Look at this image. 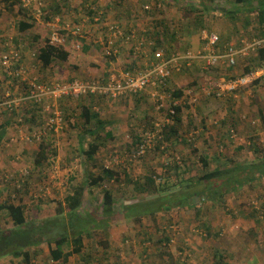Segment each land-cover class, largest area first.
<instances>
[{"label": "rangeland", "instance_id": "1", "mask_svg": "<svg viewBox=\"0 0 264 264\" xmlns=\"http://www.w3.org/2000/svg\"><path fill=\"white\" fill-rule=\"evenodd\" d=\"M22 1L23 4H21V6L24 10H21V12H18L20 7L19 5L6 8L5 4L0 2V57L7 50H11L15 47L22 49L26 56L31 53H38V50L44 45L45 41L49 40L52 30H57L61 35L67 38L64 45L71 53L68 61L58 62L59 64L64 65L63 67L66 68V71L65 73H63V71V74H61V72H59V74H53L52 72L51 75V71L49 72L43 68L41 69L46 79L52 76L51 78L59 81H64L70 78L82 80L99 79L105 76V79L103 80L104 83H107L109 76L119 74V71L128 69L127 66H129L132 70L133 68L144 67L143 58H141L140 55L136 56L133 54V46L131 44L119 41L118 44L120 45L116 54L110 56L105 54L100 40L102 37H106L108 33L106 27L107 23L110 22L119 24L121 25L123 31V27L128 29L132 28L131 26H134L136 28L132 30V34L138 36L139 30L143 28L147 22H150L154 18L166 17L168 20L172 21L181 19L186 13L185 8H181L174 4L170 5V3H168L169 0H162V3L160 4H155L156 1L153 0ZM193 1L198 0H179L178 4L187 6L190 3H194ZM56 2H67V4L66 6L63 5L62 12L54 17L51 14L53 12L52 8ZM235 3V0H217L214 3H211L210 6L211 8L215 6L221 7L217 8L219 9L217 13L221 14V10L223 9V12L226 13L224 17L229 18L231 21L225 25L227 33L231 30L232 35V38L227 41L232 42V40L236 39L241 41V37L245 40H249L251 39L250 36L254 33V31H257V22L253 14L257 16V12L259 10H256V12L251 14L249 13L250 10H246L245 5L239 6L240 19L234 22L226 12V9L229 11H235L238 8ZM147 4L151 6L149 10H152L148 12V16L144 13L146 19L141 20L139 19V12L143 10V5ZM93 8L102 11L105 19L101 18L99 21H95L93 19L94 16L88 13L90 9ZM161 10L163 12H161ZM217 13H213L211 15L214 16ZM234 13L235 16H237V12ZM49 14L50 18L46 19L45 15ZM20 19L21 21L28 19L30 22H33L34 27L24 32L20 31L18 24ZM134 20L136 22H140V24L137 26ZM212 20L213 28L215 29L221 21L218 17L217 19L212 18ZM246 20H249L251 25L248 24L247 27H244L243 22ZM78 33L79 35H77ZM202 34L203 33L196 34V39L194 38L195 42L191 41V51L197 53V51L204 48L205 41ZM133 39L134 42L132 41V43H136V37ZM75 45H80V48H74ZM27 51H30L31 53L28 54ZM27 59L35 62V59L28 57ZM246 59L247 58L239 59L238 65L230 69L219 67L209 70L204 67L203 61L199 58V60L194 64L193 62L190 65L181 63V71H175L173 76L170 78V80H172V83H170L172 85H170V87H173L174 85V87L178 88L185 87L186 91L187 89L193 90V93L190 95L187 91L188 96L185 97V99H189V107H184V113L189 112L193 116L194 120L197 122V125H195L196 127L204 121V124L206 122L207 125L210 124L211 127L216 128L217 125L214 124L215 121L221 119V116L227 115V123L229 122L230 124L228 126L227 124H224L225 128H223L220 133H216V131L212 129L208 133H205L202 137L199 136V138H196L198 134L194 136L190 134L193 133L195 129L193 132L189 130L190 127L187 126L186 123L183 127H181L183 133L181 131L180 132L181 137L187 141L188 145L179 139L174 147L172 145L168 148V150H166V152H163L162 146L160 149L157 148L158 140L162 141L161 138L164 137V134L162 133V136L158 137L156 141L154 139V143L156 144L152 150L146 152L143 156L135 158L133 154L137 145H133V135L135 133H140V129L143 128V125H146V123H149L148 127L150 129L152 128L153 121H156V123L161 126L164 122H168V118L166 116L168 107L175 104L177 101L175 100L176 102L173 103L172 96L168 92H165V85L163 86L164 88H159L161 95L165 97L164 104L161 109L154 108V102L158 101L157 97L153 96V89H148L149 94H147L145 98L149 104H140L135 110H133L134 104L130 102L127 104L130 108H128L126 104L121 106L127 107V113L125 111H121V113L134 114L135 120H133L131 129L120 130L118 133L116 132V139L106 141L109 145H107V152H103L104 147H102V150L97 153L95 160L93 161L94 163L106 166L108 165L111 168H114L120 175L119 180L112 183L106 182L108 188H111L113 191L116 203L118 204V211L115 210L116 212L114 213V219L116 221L114 222V225L117 226L114 231L115 235L111 232L110 224L109 226H105V224H107V222L104 224L106 221L105 218L102 220V216L100 217L96 214L98 212L97 208L102 204V199L100 200L99 196L96 198L89 196L90 202L85 201L80 209L82 217L75 220V211L73 214L71 212V217L73 215L72 222L74 224V230L75 228H80L79 225H83V227H87L89 225L92 234L84 236V243L86 247L80 254H74L67 262L60 260L61 262L59 264H196L199 262L139 261V259H141V250L140 252H135V247H138L139 249L142 248L145 249L146 252H150V249L152 250V248L161 245L160 240L157 239V235H153V240H151L150 236H143L141 234L142 230L147 231L144 228H151L150 220H153L157 226L163 225L169 228L171 242L168 244L166 242L164 243L166 249L167 247L173 246L180 241L185 227H189L192 239L195 236H201V231L199 229V223L201 220L198 219V216L195 217V209L185 210L184 208H179L175 210L170 208V210H166V207L175 200H184L185 202L187 198L186 194L177 193L175 195L172 192H159L150 195L151 191L145 190V188H147L150 184L148 182V178L155 180L154 184L149 185L151 189H154L155 186L159 187L161 184L164 185L167 183L166 181L172 185L178 184L179 180L175 176L166 177V175L163 174L165 171L164 167L169 165L171 159L178 160L181 165H187L186 168L190 169L191 174L188 173L187 176L190 177L191 180L189 182L179 184V187L187 188L188 186L189 189L193 188L202 192V194H200V200L199 198L196 199L197 203L200 202L202 204L198 209L201 210V207H203L202 211L206 212L205 215L203 214V219L208 221L207 225H209V228L205 227V229L210 232V236L215 234V232L218 236H221V240L219 239L217 243H215V246H218L221 251L223 249L229 250V254L226 253V251H222L224 257L249 261L252 258V254L255 255L252 248V243L255 242V249L256 253L259 254V261L261 259V261L264 260V176L261 178H258L257 176V178L253 177L250 173L251 171L248 169L256 167H250L245 170H239L238 168V170L235 171L237 167L256 165L261 159H264V123L262 122L264 119H262L263 117L258 116L259 114H264V86L254 85L260 88H252V94L249 97H247V95H243V99L246 101L248 100V102L246 104L242 102L239 104V107L236 106V102L234 105H231V103L226 101L228 100L227 96H231L235 93L231 94L230 91H225L224 96L217 97L212 94L208 95L201 90L203 86H208L209 84L212 86L215 83H218L223 76L226 77L228 74L233 75L242 73L247 62L248 65H255L252 63L254 61L253 59ZM185 66L190 69L182 71ZM55 67L58 66L56 65ZM96 67H98V69H96ZM59 70L60 67H58V71ZM38 72L41 74L40 70H38ZM38 72L36 71V74H38ZM11 89H14V91L16 90V93L19 94V91H24L25 87L23 83L9 78L0 64V96L2 97L7 90L12 92ZM241 91L239 90V92ZM128 98L131 99L132 97ZM123 101L121 102L124 103ZM254 104L255 106H252ZM29 106L30 105H23L22 108L19 107L21 109L20 112L17 110L11 112L6 110L0 114L1 119L2 115H6V112H10V118L14 121L12 124H8V128L12 129L13 136L9 137L7 135L8 137L6 140H2L0 142V167L3 163L10 164V169L8 171H4L7 167H1V171L3 173L0 171V189L5 188L0 193V202L2 200H7L8 197H12L14 199V203L19 204V200L22 197V202L25 205L30 206L27 207L26 210L28 221L30 223L35 222L36 225H42V223L49 220V218H61L59 220H63L65 222L69 219V217L63 216L66 215L65 212L59 216H54L55 214L50 212L55 211V209L61 205L60 203L58 205L50 202V207L47 208L45 203L42 201L50 194H56L58 197H60L61 194H66L68 192V188L66 190V186L63 185L65 181H71L72 179L73 182L71 184L73 185L81 183L87 176L86 166L84 165L86 157L82 155L81 148L76 145L70 155V157H74V163L69 161V164L66 165V159L64 158L59 159L60 162L58 163L57 161L59 155H54L55 149H59L58 146L63 145L62 141L69 142L71 140V136L67 135L66 131L63 136V130L66 124L64 117L65 113H62L65 122V124L64 122L62 124V129L59 127L56 131L49 130L43 138L36 139L34 135L36 131H39L43 127L48 114L44 109H42L41 115L42 118L45 117L44 122L39 123L37 119L34 120L35 117L34 119L32 118L31 121H26L28 117L26 112H30L29 118L34 113V105L32 104L31 108H29ZM78 106L79 105H76L75 107L80 112ZM232 106H234V109L237 111H233ZM151 107L153 108L152 110ZM100 110L101 113H103L104 118L109 120L112 119V104L111 106H107V109L100 108ZM117 111L119 112V109ZM233 114L236 116L232 119L230 116H234ZM240 117L242 119L241 122H239ZM20 118H22V121L19 120ZM234 122H239V126L235 125L236 123ZM2 123L3 122L1 121L0 124ZM255 124L259 127L254 128L253 126ZM16 125L17 127H15ZM232 125L234 126L232 132L229 135L224 136L223 134H228V130ZM115 126L116 125H112L113 128ZM12 127H15L16 131ZM138 129L139 132H137ZM260 132L263 133L261 134ZM51 135H55L56 137L61 136L59 138L61 141L52 143V141L55 140L51 138ZM221 137H224V139ZM189 138H191L192 141H190ZM200 138L202 142L198 140ZM42 143L48 144L50 150L49 160L47 163V160L43 163L44 166L36 167L34 161L38 157ZM207 145L209 147L206 149L209 153L206 156L208 157L207 160L210 165L208 169L213 170L218 167L224 170L229 169V172L222 178L198 182L196 177L197 171L201 174L204 172V169L200 161L201 154L195 153L194 148L195 146H201L200 151L202 153L203 151L206 152L202 148H205ZM85 147H87V144ZM253 148L258 150L255 151ZM11 149H14L16 153H14V150ZM7 150L10 152L11 157H13L12 163L7 159V153H5ZM121 151H123V155H121ZM192 152L193 155L194 153L196 155L194 158L190 157V160L188 157ZM218 152L222 153V155H218ZM214 153L217 155H215L214 159H210V156ZM170 155H174L175 157ZM81 158L84 160H81ZM145 159H148V164L145 162ZM128 161L133 163V165L130 166ZM151 161L152 164H154L153 166H150ZM126 166H130L131 174L128 175L127 184L121 186L120 180H123V178H121V174ZM69 177L72 178L69 179ZM23 182H27L29 184V194H19L16 192L19 185L23 184ZM6 183H8V186ZM172 185L169 187H172ZM173 190L175 189L170 191ZM187 191L184 193H187ZM205 191H208L207 194L211 193L208 198ZM13 199L10 201H13ZM40 199L43 200L40 201ZM62 204L64 203L62 202ZM123 204L132 205L127 207V213L132 217L125 216L123 210H119V208L123 207ZM153 209L160 210L155 218L154 216L146 214V212ZM173 213H175V218L172 217ZM136 214L142 218L136 219L134 217ZM185 215L188 216V218L184 219ZM46 216L48 217L45 218ZM126 217L131 219H127ZM97 221H101V225L99 227H93ZM64 222L62 223L64 224ZM75 222H78V225H75ZM3 225L4 229H11L15 227L8 214H6L3 218ZM205 229H203L205 231L204 234H206ZM249 229H253L255 235L248 233L247 231H249ZM65 231H68L69 238L68 243L64 245V250L67 249L66 252H69L75 248V242L71 239L75 237V234H71L73 231L70 229L69 225H66L65 227L56 226L53 229L52 234H45L43 239L47 240L58 238L60 234ZM110 235L111 237L115 236V242L113 243L117 244L114 247L116 256L112 253V256L115 257L112 261H110L109 256L111 247L108 249ZM39 237L40 236H38V238ZM202 241H204V239ZM52 243H50V246L54 247V244L52 245ZM43 245L45 246V249L42 248L43 251L40 253L36 251V247L28 248L31 253L30 262L28 263L25 262L22 257L15 258L13 256H6L0 259V264H39L38 261H52V257L50 255L51 248H49V245L47 246V244ZM180 254V260H183L182 257H184V252H181ZM128 257H130L131 260H128ZM231 263L232 261H230V263L228 261V264ZM234 264L241 263L236 261Z\"/></svg>", "mask_w": 264, "mask_h": 264}, {"label": "trees", "instance_id": "2", "mask_svg": "<svg viewBox=\"0 0 264 264\" xmlns=\"http://www.w3.org/2000/svg\"><path fill=\"white\" fill-rule=\"evenodd\" d=\"M153 1H156L155 4L162 3V0H153ZM216 1L217 0H205V2L204 0L193 1L194 3H190L192 8L185 9L186 13L182 16L181 19H178V20L176 19V20L170 21L166 17H161V18H154L150 22H147L146 25L139 30L138 36L135 35L136 43H132L133 54H134V47L136 45H142L143 48L149 51L148 56H145L142 53L140 54V57L143 58V62L147 60L148 61L153 60L154 53L160 49L164 50L166 57H171L172 55L176 53H186L188 50H190L191 43H192L191 42L192 36H194L195 34L202 33L205 30L207 31L212 30L213 28L212 18L217 19V17L212 16L210 14L214 9V7L211 8L210 4ZM0 2L4 3L6 8L19 5L20 7H19L18 12H21V10H24V8L21 6V4H23L22 0H0ZM178 2L179 0H169L168 3H170V5L171 4L178 5ZM236 3L245 5V4H250L251 0H236ZM66 4L67 2L66 3L56 2L54 7L52 8L53 12L51 15L55 17L56 15L60 14L62 12L63 5L66 6ZM149 4L143 5V10L139 12L140 14L139 19L141 20L146 19L145 14L148 16V12L152 10V9L149 10V8H151ZM261 4L264 5V1H261ZM260 7L262 8V6ZM262 9L259 11V15L255 17L256 19H259L256 21L257 22L256 29L258 31L256 38H259V39L264 38V8ZM250 11L251 12L249 13H254L256 12V9H253V10L250 9ZM97 12H101V14L99 15H101L102 19H105L104 13L102 11H99L96 8L90 9L88 13H90V15L95 16ZM161 12L163 11L161 10ZM229 15L231 16V19L234 22L240 19L239 17L237 18V16H235V13L232 11L229 13ZM0 16H1V11H0ZM45 18L49 19L50 14L45 15ZM134 22L137 26L140 24V22H136L135 20ZM18 24H19V29L22 32L27 31L34 27L33 22H30L28 19L19 21ZM248 24H250L249 20H246L243 22L244 27H247ZM119 26L121 27V25ZM131 27L132 28H128V29L123 27L124 33L127 36L133 35L132 30L136 28L134 26H131ZM221 38H223V36H221ZM49 41L50 40L45 41L44 45L40 48V53L38 56L43 67L46 68V67L53 66L58 62L68 61L71 53L68 49L65 48V45L55 46V45L50 44ZM132 41L134 42V39ZM219 41H221V39ZM255 58L257 59V63L251 66L247 65L245 67L246 70L255 69L261 62L264 61V47L261 48L257 52V55L255 56ZM127 68H128L127 70H131L129 66H127ZM215 68H219V66ZM96 69H98V67H96ZM189 69L190 68L185 66V68L182 69V71L189 70ZM241 74L242 73L240 74L237 73V74H233L230 76L228 74L226 77L230 78L231 76H240ZM72 79L73 78H70L67 80H72ZM167 83H166L165 88L163 86L162 88H164L165 92H168L172 96L173 103L177 101V104L172 105V107L175 110L174 113L167 111L166 116L170 120V122H165L164 125L162 126V130L160 131V134H158V136L155 137V141H156L158 137L162 136L161 135L162 133L164 134V137L161 138L162 141L158 140V147H157L158 149H160L162 146L163 152H166V150H168V148H170L172 145L174 147L176 143L179 141V139L187 144V141L181 137L180 128L182 126V123H184V119H183L184 107H189L188 106L189 99H185V97L188 96L187 94L188 89L186 91L185 87L178 88V87H174V85L173 87H170V85L172 84H170L169 79ZM159 88H158V91L159 93H161ZM67 98H71V97H67ZM78 98H81L80 103H78V101L76 100L77 105H79L78 108L80 109V112L78 111L77 108H75V114H77V116L74 117L73 127H75V129H77L78 132H81L82 134V137H80V143H79L82 146V152H83L82 155L85 156L88 160H95V156L97 155V153H99L102 147L106 146L105 144L106 141L116 139V136H117L115 129L112 126L110 127L111 124L108 122V120L101 116V111L95 108L99 99L101 98L104 99L108 97H103L99 94H89V95L78 97ZM157 101L158 102H154V105H155L154 108H159V105L163 102V100H160V101L157 100ZM33 109L36 112H41L42 110L40 106H35ZM32 118L33 116L31 115L30 119ZM155 123L156 121H153L152 128L145 130L142 133V135L140 133H135V134L133 133L134 134L133 135V145H137L138 147V145L142 142L147 132L149 131L155 132L157 129V127L155 126ZM189 127L192 132L195 129L193 132V136L198 133L196 131L198 127H196L194 123H192V125L190 124ZM4 134H5V126H3L1 129L0 141L2 137L4 136ZM189 140L192 141L191 138H189ZM86 144H87V147H84V145ZM155 144L156 143H154V145H152V147L149 148L147 152L152 150ZM257 150L255 149V151ZM69 151L71 155V150ZM49 154H50V151H49L48 144L42 143L40 146L38 157L35 160L36 164L38 166H42L43 163L49 158ZM170 156H174V155H170ZM72 158L74 159V157ZM207 159H208L207 156L200 157V160H202L204 172L200 174L197 171L196 177H197L198 182L210 181L212 179L222 178L223 176L227 175V173L229 172V169L224 170V169L217 167L213 170H209L208 167L210 165ZM81 160H84V159L81 158ZM95 164L98 167L100 166L101 170L96 175L95 174L93 175V173H90L92 174L91 176L88 175L90 178H92L93 186H99V184L103 185L104 181L106 182L109 180H115V181L119 180L120 178L119 172L116 171L114 168H111L108 165L106 166V165L98 164V163H95ZM186 167L187 165L185 166L184 164L181 165L179 161L175 159L174 160L171 159V161L169 162V165L164 167L165 171L163 174H165L166 177L175 176L179 180L178 184L172 185V184H169L168 181H166L167 183H165L164 185L161 184L159 187L155 186L154 188L155 190H154V189H151L149 185L154 184L155 180H153L152 178H148L149 179L148 182L150 184L148 185L147 188H145V190L146 191L150 190L151 191L150 195H153L159 192L161 193L172 192L175 195L177 193L186 194L187 198L185 202L184 200L182 201L175 200L173 201V203H170L166 207L167 208L166 210H170V208H173L175 210L179 208H184L185 210L195 209L196 213L198 211L203 210V207H201V210L198 209L199 206H201L202 204L200 202L197 203L196 201L197 198H199L200 200V194H202V192L195 190L193 188L189 189L188 186L187 188L179 187V184H183L191 180V178L187 176L188 173L191 174L190 169H187ZM250 167H256V168H250ZM238 168L239 170H245L247 168H250L248 170L251 171L250 173L253 175L254 178H257V177L261 178L264 176V159H261L260 162L256 165H251L247 167H244V166L237 167L235 171L238 170ZM170 185H172V187H169ZM29 187L30 186L27 182H23V184L19 185L16 192L19 194H23V193L29 194V190H30ZM86 188H87V183L75 184L74 187H72L71 193L66 197L64 204H62L61 202L60 203L61 205H59V207H57L55 211H50V212H53L52 214H55L54 216L56 215L59 216L65 212L66 215H63V216H67L69 217V219L65 222L61 220L62 222H64V224L59 220L61 218H55V217H54L55 219L49 218V220H47L46 222L44 221L42 225H36L35 222L30 223L28 221V217L26 213L27 205H25L22 202L23 200L22 197L19 200V204L14 203V199L12 197H8L5 202H0V259L6 256H13L15 258L22 257L25 260V262L28 263L30 262V258H31V253H30V250H28V248L36 247L42 242H48V243L53 242L55 244V247L50 250L52 258L55 261L67 260L73 254H80L83 251L84 236L89 235V234L91 235L92 233L89 232L90 231L89 225L87 227L85 226L83 227V225H79L80 228H75L74 230L73 228L74 224L72 222L73 215L71 217V212L73 214L75 211V220H78L82 217L80 214V209L82 208V205L85 202L84 199H85ZM172 189H175V190L170 191ZM186 191L187 193H184ZM1 192L2 190L0 189V193ZM205 192L208 198L211 195V193L207 194L208 191H205ZM11 199H13V201H10ZM41 200L43 199H40V201ZM117 205L118 204L116 203V200L114 199L113 191L110 189H105L104 196L102 199V204L97 208L98 212L96 213L100 217L103 214L102 218H105L106 220L104 224L107 222L105 226H109V224H113L115 222L114 213H115V210L118 209ZM128 206H132V205L123 204V207L119 208V210L120 209L123 210V212L125 213V216L132 217L131 215L127 213ZM159 211L160 210L158 209H153V210L146 212V214L154 216L155 218ZM6 214H8V216L11 218L13 225L15 226L14 228L4 229L3 218ZM47 217L48 216H46L45 218ZM134 217L136 219L142 218L138 214H136ZM127 219H131V218H127ZM100 222L101 221H97V223L93 225V227H99L101 225ZM76 224L78 225V222H75V225ZM66 225H69L70 229H72L73 233L71 234H75V237L72 238L75 242V248L69 252H66L64 250V245L68 243V238H69L68 231H65L62 234H60L58 238H52V239H47V240L43 239L45 234L51 235L53 232V229L56 226L65 227ZM49 229H52V230H49ZM38 236L40 237L38 238ZM170 242H171V238L170 239L168 238L166 243L168 244ZM218 264H223V263H218Z\"/></svg>", "mask_w": 264, "mask_h": 264}, {"label": "built area", "instance_id": "3", "mask_svg": "<svg viewBox=\"0 0 264 264\" xmlns=\"http://www.w3.org/2000/svg\"><path fill=\"white\" fill-rule=\"evenodd\" d=\"M101 12H97L94 16L95 21L101 19ZM108 33L106 37H102L100 42L103 45V50L106 55L110 56L118 52L119 41L132 45V40L135 35H126L123 29L116 23L106 24ZM78 32V31H77ZM79 35V33L77 34ZM202 37L208 40L210 53L203 55L201 53H194L187 51L186 53H176L171 57H166L164 50L160 49L154 53V59L145 61L143 68H133V70H121L119 74L109 76L108 82L104 83L105 76L99 79H72L64 81L43 80L41 81V74L38 72L40 66L32 64L30 68L21 64L23 60V50L20 48H13L7 50L0 57V63L8 77L13 80H19L24 83V91H19L16 96H13L10 90H7L4 95L0 96V114L3 111H14L20 103H30L28 105L41 106L46 111V117L43 127L36 131L34 137L36 139L43 138L49 130H58L62 127L64 117L57 108V102L63 98L73 97L78 98L89 94H99L103 97L118 99L122 96L138 94L148 89H153V96L157 100H163L159 108L163 107L165 97L159 93L158 88L165 86L168 79L173 73L181 71V63L190 65L194 60L199 58L205 59L206 69H213L221 65H228L235 67L239 59L248 58L251 52L257 51L259 46H264L263 39H254L253 42L245 41L243 46L237 47L236 44H228L223 50L216 49L219 43V35L214 32L203 31ZM49 42L52 45H64L67 38L61 35L57 30H52ZM74 48L79 49L80 45H75ZM134 54L136 56L141 53L148 56L149 51L143 48L142 45H136ZM40 53H31V59ZM39 62H41L39 60ZM32 71V72H31ZM36 71L38 74H36ZM92 80V81H90ZM264 84V61L260 63L255 69L244 71L240 76L221 77L218 83L210 86H203L201 90L210 95L217 97L224 96L225 91L231 93L237 92L242 87L250 85ZM193 93L192 89L188 90V94ZM177 104V102L175 103ZM173 105V104H172ZM170 105L168 111L174 113L175 110ZM22 121V118L19 119ZM170 122L169 119H167ZM165 123V122H164ZM164 125V124H163ZM162 125V126H163ZM157 127L155 132L149 131L145 134L142 142L136 148L133 156L138 158L146 154L147 150L152 147L155 137L160 134L162 126L155 123Z\"/></svg>", "mask_w": 264, "mask_h": 264}, {"label": "crops", "instance_id": "4", "mask_svg": "<svg viewBox=\"0 0 264 264\" xmlns=\"http://www.w3.org/2000/svg\"><path fill=\"white\" fill-rule=\"evenodd\" d=\"M261 1H264V0H251V3L250 4H245V6H246V10L247 11H249L250 9L251 10H253V9H256V10H259L260 11V9H262V8H264V5H262L261 4ZM235 2H236V0H235ZM235 5L236 6H238V8L235 10V11H232V12H237V18L238 17H240V13H239V6H243L244 4H237V3H235ZM40 6V5H39ZM38 6V7H39ZM178 6L179 7H181V8H185V9H187V8H192V6L189 4V5H182V4H178ZM260 6H262V8L260 7ZM37 7V8H38ZM217 8H221V7H217V6H215L214 7V9H213V11L210 13V14H215V13H217L218 11H219V9H217ZM242 9H243V7H242ZM222 12H221V14H219V13H217L216 15H214L215 17H218V18H220V24L214 29V28H212V30L211 31H209V32H214V33H217L218 35H219V37H220V39H221V41H219V43H218V45H217V48L216 49H220V50H223L224 49V47L226 46V45H228V44H232V43H234V44H236L237 45V47H241V46H243L244 44V42L245 41H250V42H253L254 41V39H259V38H256L257 37V32L258 31H254V33L250 36L251 37V39H249V40H245L243 37H241V41H239V40H232V42H229V41H227V40H229V39H231L232 38V35H231V30L229 31V33H227V31H226V29H225V25H226V23H228V22H231L230 21V19L229 18H225L224 16L226 15V13L225 12H223V9L221 10ZM259 11L257 12L258 13V15H259ZM226 12L229 14L231 11H229L228 9H226ZM251 12V11H250ZM30 14V13H29ZM227 14V15H228ZM252 14V13H251ZM213 16V15H212ZM230 16V15H229ZM253 16H254V18L256 17L255 16V14H253ZM230 18H231V16H230ZM232 20V19H231ZM255 20L257 21V20H259V19H256L255 18ZM20 21H21V19H20ZM250 23V22H249ZM257 25V24H256ZM214 30H216V31H214ZM205 31H207V30H205ZM203 33V32H202ZM200 34V33H199ZM254 34H256V35H254ZM196 34L194 35V36H192L191 37V41H193V42H195V40H194V38L196 39ZM221 36H223V38H221ZM223 40V41H222ZM205 41V46H204V48L202 49V50H200V51H197V53H201V54H204V55H208L209 53H210V48H209V42H208V40H204ZM224 42H226V43H224ZM264 46H259L258 48H257V51H255V52H251V55L247 58V59H249V58H251V59H253L254 61L252 62L253 64H256L257 63V59L255 58V56L257 55V52L261 49V48H263ZM188 51H191V50H188ZM23 52V51H22ZM28 52V54L29 53H31L30 51H27ZM191 52H194V51H191ZM204 52V53H203ZM24 53V52H23ZM195 53V52H194ZM39 54L37 55V56H35L34 58H35V62H33V61H29L28 59H27V57L28 58H31V54H29V55H25V53L23 54V60H22V62H21V64H23V65H25V66H27V68H30L31 66H32V64H36V66H40V68H39V70H40V72H41V77H40V79H41V81H43V80H54V81H58V80H56V79H54V78H51L52 76H50V78H48V79H46L45 78V76L43 75V73H42V69L41 68H43V69H45L46 71H51V75H52V72H53V74H59V72H61V74H63V73H65V71H66V68H64L63 66L64 65H61V64H59V63H56L55 65H53V66H50V67H43V65H42V63L41 62H39ZM246 59V60H247ZM199 59H197V60H194L193 61V64L195 63V62H197ZM202 61H203V64H204V67H206V61H205V59L203 58V59H201ZM198 63H200V62H198ZM262 63V62H261ZM1 64V63H0ZM58 66V67H60V70L58 71V67H55V66ZM238 65V64H237ZM236 65V66H237ZM248 65V62H247V64L245 65V67ZM30 66V67H29ZM235 66V67H236ZM251 66V65H250ZM2 67V66H1ZM219 67H222V68H225V69H230V68H232V67H230V66H228V65H221V66H219ZM244 67V71H247L246 70V68ZM64 71V72H63ZM243 71V72H244ZM32 72V71H31ZM63 72V73H62ZM242 72V73H243ZM174 74V73H173ZM173 76V75H172ZM171 76V77H172ZM230 76V75H229ZM170 77V78H171ZM170 78H169V80H170ZM15 81H18V82H20L19 80H15ZM172 82V80H170V83ZM24 84V83H23ZM168 84V83H167ZM257 85H259V86H264V84H257ZM252 88H260V87H257V86H252V85H250V86H247V87H242V88H240L239 90L241 91V92H239V90L237 91V92H239V93H236L235 92V94H233V93H231V94H233V95H231V96H227V99L228 100H226L227 102H229V103H231V105H234L235 104V102H236V106L237 107H239V104H241L242 102L243 103H247L248 102V100L246 101L245 99H243V95L245 96V95H247V97H249L251 94H252ZM12 90V94H13V96H16V90L14 91V89H11ZM263 90H264V88H263ZM149 92V90H147V91H143V92H140V93H138V94H132V95H126V96H123V97H120V98H118V100L117 99H107V98H104V99H99V101L97 102V104H96V106H95V108L96 109H98V110H100V108H105V109H107V106H111V104H112V119L111 120H109V119H107L108 120V122L111 124L110 126H112V125H116L115 127H114V129H115V131L118 133L120 130H126V129H131V126L133 125V120H135V117H134V114H130V113H128L129 114V116H128V114H126L127 112H126V108L128 107V103L130 102V103H133L134 105V107L133 108H137V107H139V105L140 104H149L147 101H146V95L147 94H149L148 93ZM128 97H132L131 99L130 98H128ZM80 99L81 98H79V99H75V98H65V99H61V100H59L58 102H57V108L60 110V112L61 113H65V122H66V124H65V122H64V124H65V128H64V130H63V136L65 135V131H66V134L67 135H69V136H71V140L69 141V142H66V141H62L63 142V145L61 146H58V148L59 149H55V154L54 155H59V157H58V163L60 162V160L59 159H61V158H64V159H66V161H65V163H66V165H68L69 164V161L71 162V163H74L73 162V158L72 157H70V151L69 150H71L72 151V149L77 145L79 148H81V150H82V146L79 144L80 143V137H82V134H81V132H78V130L77 129H75V127H73V121H74V117L75 116H77V114H75V106L77 105V101H78V103H80ZM77 100V101H76ZM124 100V101H123ZM121 101H123L124 103H122ZM246 101V102H245ZM113 102V103H112ZM121 102V103H120ZM127 102V103H126ZM28 104H30V103H25V104H23L22 102L20 103V105L17 107V109H15V110H17L18 112H20L21 111V109L20 108H22L23 107V105H28ZM127 105V107H121L122 105ZM251 104V103H250ZM252 106H255V104L254 105H252ZM20 107V108H19ZM41 107V106H40ZM29 108H31V106H29ZM42 108V107H41ZM128 108H130V107H128ZM119 109V112L117 111ZM232 109H233V111L234 110H236V109H234V106H232ZM131 110V109H130ZM134 110V109H133ZM151 110H152V108H151ZM101 111V110H100ZM121 111L122 112H126V113H121ZM237 111V110H236ZM33 119H34V117H35V119L34 120H38V122L39 123H41V122H44V119H45V117L44 118H42V115H41V112H36L34 109H33ZM134 112V111H133ZM27 114H28V117H27V120L26 121H31V119L29 118V113L30 112H26ZM19 115V114H18ZM234 116H230L232 119L236 116L235 114H233ZM245 115V114H244ZM10 116H11V113L10 112H6V115H2V117H1V119H0V122L2 121L3 123L2 124H0V132H1V129H2V127L3 126H5V134H4V136L2 137V139H1V141L2 140H6V138L9 136V137H11V136H13L12 134H13V132H12V129H10V128H8V124H12V122H14L13 120H11V118H10ZM101 116L103 117V113H101ZM226 116L227 115H223V116H221V119H218V120H216L215 121V123L214 124H216L217 125V127L216 128H213V127H211V125L209 124V125H207V123L205 122V124L202 122L200 125H198V127H199V129H197L198 131V136L196 137V138H199V136H203L205 133H208L209 131H211L212 129H214L215 131H216V133H220L221 132V130L223 129V128H225V125L224 124H227V126L230 124L229 122L227 123V119H226ZM258 116H261V117H263L262 119H264V114H259ZM231 118H230V120H231ZM242 118H243V116H242ZM106 119V118H105ZM183 119H184V123H182V126L181 127H183L186 123H187V126H189L190 124L192 125V123H194V125H197V122L194 120V118H193V116L189 113V112H183ZM202 121V120H201ZM242 121V119H241V117H240V120H239V122H241ZM239 122L237 123V122H234V123H236L235 125H238L239 126ZM262 122L264 123V120H262ZM70 124H71V126H70ZM220 124H223V125H220ZM148 125H149V123H146V125H143V128H141L140 130H141V132H140V134L142 135V133L145 131V130H147V129H149V127H148ZM122 126H123V128H122ZM15 127H17V125L15 126ZM15 127H12L13 129H15ZM120 127V128H119ZM233 125L230 127V129L228 130V134H223L224 136H226V135H229L231 132H232V130H233ZM254 128H257V127H259V126H256V124L253 126ZM67 128V129H66ZM71 129V130H69V129ZM243 128H246V127H243ZM62 129V128H61ZM83 130V129H82ZM190 130V129H189ZM15 131H16V129H15ZM180 131L183 133V131L181 130V128H180ZM137 132H139V129H138V131ZM16 133V132H15ZM53 133H54V131H53ZM261 134L263 133V132H260ZM191 135H193V133H190ZM8 135V136H7ZM186 136H188V135H186ZM61 137V136H60ZM60 137H56L55 135H51V138H53V140H55V141H52V143H54V142H58V141H61V140H59V138ZM221 138H223L224 139V137H221ZM57 139V140H56ZM199 141H201V138L200 139H198ZM0 141V142H1ZM202 142V141H201ZM60 144H62V143H60ZM106 144V146L103 148V152H107V149H108V143L106 142L105 143ZM4 145V144H3ZM2 145V146H3ZM108 145V146H107ZM1 146V147H2ZM55 147H57V146H55ZM84 147H85V145H84ZM207 147H209L208 145L205 147V148H202V149H204L206 152H202L201 153V151H200V149H201V146H195V148H194V150H195V153H198V154H201V156L200 157H202V156H206V155H208V153H209V151H207ZM5 148V147H4ZM196 148H198V149H196ZM11 150H14V149H11ZM102 150V149H101ZM100 150V151H101ZM50 151V150H49ZM58 151V152H57ZM99 151V152H100ZM52 152V151H51ZM5 153H7V159L12 163V158L13 157H11V155H10V152L7 150ZM14 153H16V151L14 150ZM83 153V152H82ZM194 153V155H193V152L189 155V157H188V159H190L191 160V158H194V156L196 155ZM124 153H123V151H121V155H123ZM218 155H222V153H220V152H218L217 153ZM216 153H214L212 156H210V159H214L215 158V155H217ZM15 155V154H14ZM108 156V155H107ZM70 157V158H69ZM191 157V158H190ZM15 160V159H14ZM48 160H49V158L47 159V161H46V163L48 162ZM131 160V159H130ZM148 159H145V162L148 164V161H147ZM94 160H88L87 158H86V160H85V163H84V165L86 166V172H87V176L89 175V176H91L92 174H90V173H93V175L95 174H98L99 172H100V170H101V168H100V166L98 167L94 162H93ZM201 161V164H202V160H200ZM34 163L36 164V162L34 161ZM128 163H129V165L131 166V165H133V163H130L129 161H128ZM142 165H143V163H142ZM154 164H152V161L150 162V166H153ZM42 166H44V164L42 165ZM41 166V167H42ZM130 166H126L124 169H123V173L121 174V178H123V180H120L121 181V186H124V185H126L127 184V181H128V175L129 174H131V172H130ZM1 167H7V169H5L4 171H8L10 168V164L9 163H3L2 165H1ZM1 167H0V171L2 170L1 169ZM36 167H39L37 164H36ZM1 173H3L2 171H1ZM85 177V179L81 182V183H87V188H86V191H85V199H84V201H88V202H90V197L89 196H92V197H94V198H96L97 196H99V198H100V200L101 199H103V196H104V190L105 189H110L111 190V188H108V186H107V183L106 182H110V183H112V182H115V180H109V181H104V183H103V185H101V184H99V186H93L92 185V178H90L89 176L88 177ZM119 177H120V175H119ZM70 178H72V177H69V179ZM73 181H72V179H71V181H65V183L63 184L64 186H66V190H67V188H68V192L66 193V194H61L60 195V197H58V196H56V194H50L49 196H47V198L45 199V200H43L42 202L43 203H45V206H47V208H49L50 207V202H52L53 204L54 203H56V204H58L59 205V203H61V202H63L64 203V201H65V199H66V197L71 193V191H72V187H74V185L73 184H71ZM105 183H106V185H105ZM110 183H109V185H110ZM55 184H57V183H55ZM78 184H80V183H78ZM6 185L8 186V183H6ZM5 185V186H6ZM5 188V187H4ZM4 188H2L1 190L3 191L4 190ZM103 188H104V190H103ZM6 190H8V189H6ZM114 194V193H113ZM49 197V198H48ZM114 199L116 200V198L114 197ZM99 200V201H100ZM6 200H2L1 202H5ZM102 201V200H101ZM55 206V205H54ZM27 207H30L29 205H27ZM116 210H118V209H116ZM180 211V210H179ZM116 212V211H115ZM170 212V211H169ZM180 213V212H179ZM203 214L205 215L206 214V212H204V211H198L197 213H195V217H197L198 216V219L199 220H201V222L199 223V229H200V233H201V236L200 237H197V236H195L193 239L191 238V231H190V229H189V227L187 228V227H185V230H184V233L182 234V236H181V238H180V241L177 243V244H174L173 246H170V247H167V249H166V247L164 246V243L168 240V238L170 239L171 237V235H169V228L167 227V226H163V225H161V226H157L156 225V223L152 220H150V222H151V228H149V229H147V228H144V229H146L147 231H141V234L143 235V236H145V235H147L148 237L150 236V238H151V240H153V235H157V239H159L160 240V244L161 245H159V246H157V247H155V248H152V250L150 249V252H146L145 251V249H142V248H136L135 247V252L136 251H138V252H140V250H141V255H140V258L141 259H139V261H199V262H197L196 264H218V263H223V264H228V261H229V263H230V261H232V263L231 264H234V262H236V261H239L241 264H264V260L263 261H259V254L258 253H256V249H255V242L254 243H252L253 244V246H252V248H253V252L255 253V255L254 254H252V258L249 260V261H242V260H237V258H226V257H224V255H223V253H222V251H226V253H228L229 254V250L228 249H223L222 251L220 250V248L218 247V246H215V243H217V241L220 239L221 240V236H218V234L215 232V234H213V235H211L210 236V232L208 231V230H206L205 229V227L206 228H209V225H207V223H208V221H206V220H204L203 219ZM102 216H103V214H102ZM105 217V216H104ZM173 218H175V213H173V216H172ZM185 218H188V216H184V219ZM104 219V218H103ZM147 220H149V219H147ZM116 222V221H115ZM120 222H123V221H120ZM119 222V223H120ZM145 224H148V223H145ZM118 225V224H117ZM146 226V225H145ZM115 227H117V226H115L114 225V223L113 224H110V229H111V232H112V234H114L115 235ZM203 229H205L206 230V234H204V230ZM109 231V230H108ZM89 232H91V231H89ZM237 232V231H236ZM235 232V233H236ZM248 233H251V234H253V235H255V233H254V230L253 229H249V231H247ZM72 239V238H71ZM204 239V241H202ZM72 241L74 242V240L72 239ZM113 242H115V236H113V237H111V235H110V237H109V247H108V249H110V247H111V249H110V253H109V256H110V261H112V259H114L115 257L114 256H112V253H114V255L116 256V253L114 252V247L117 245V244H114ZM219 243V242H218ZM43 244H47V246L49 245V248H51V249H53L54 247H55V244L54 243H52V245L54 244V247H51L50 246V243H44V242H42L41 244H39V245H37L36 246V251L38 252V253H40V252H42L43 250H42V248L43 249H45V246L43 245ZM111 245V246H110ZM85 243H84V239H83V249H85ZM162 247V248H161ZM217 247V248H216ZM50 249V250H51ZM67 250V249H66ZM65 250V251H66ZM181 252H184V257H182V259L183 260H180V253ZM50 255H51V253H50ZM74 255V254H73ZM73 255H71L67 260H63V261H65V262H67L70 258H72V256ZM76 255V254H75ZM51 257H52V255H51ZM263 257H264V255H263ZM125 258H126V256H125ZM123 259V258H122ZM187 259V260H186ZM128 260H131V258L130 257H128ZM34 261V260H33ZM205 261H208V262H205ZM61 261L60 260H57V261H55L53 258H52V261H38V263L39 264H59Z\"/></svg>", "mask_w": 264, "mask_h": 264}]
</instances>
